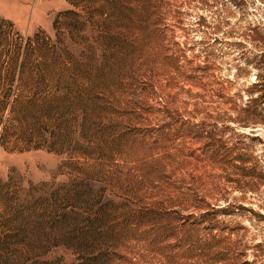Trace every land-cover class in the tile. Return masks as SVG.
<instances>
[{
	"label": "rangeland",
	"instance_id": "1",
	"mask_svg": "<svg viewBox=\"0 0 264 264\" xmlns=\"http://www.w3.org/2000/svg\"><path fill=\"white\" fill-rule=\"evenodd\" d=\"M263 36L264 0H0V264H264Z\"/></svg>",
	"mask_w": 264,
	"mask_h": 264
},
{
	"label": "trees",
	"instance_id": "2",
	"mask_svg": "<svg viewBox=\"0 0 264 264\" xmlns=\"http://www.w3.org/2000/svg\"><path fill=\"white\" fill-rule=\"evenodd\" d=\"M262 40V43H264V36L263 38H260ZM262 57H264V55L260 56V61L262 62ZM256 69L260 70V67H258V65H256ZM251 89L256 90V97L253 100H257V99H263L264 98V77L262 78V74H256L255 77V81L251 84L250 86ZM249 96H251V94H249ZM242 111L246 112V110L242 109ZM225 146V145H224ZM219 154V150L215 149L213 151V156L215 157L216 155ZM220 157H219V161L223 164H229L230 167H233L237 170H239L241 173H239L240 178H244L248 175L247 172L242 173L243 169H244V164L246 161V157H245V153H243L242 151L239 150V148L237 147H223L222 152L220 153ZM230 159L228 160L227 158ZM234 162V163H232ZM227 168V167H225ZM264 176V173L262 174ZM235 179L233 180L234 182H239L241 179ZM212 238H215V235L211 236Z\"/></svg>",
	"mask_w": 264,
	"mask_h": 264
}]
</instances>
